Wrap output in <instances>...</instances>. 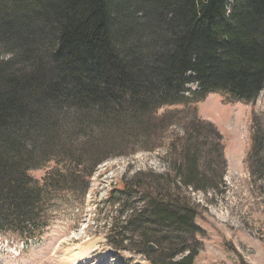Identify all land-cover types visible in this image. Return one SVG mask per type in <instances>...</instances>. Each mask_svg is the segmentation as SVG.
Wrapping results in <instances>:
<instances>
[{
  "label": "trees",
  "instance_id": "1",
  "mask_svg": "<svg viewBox=\"0 0 264 264\" xmlns=\"http://www.w3.org/2000/svg\"><path fill=\"white\" fill-rule=\"evenodd\" d=\"M263 91L264 0H0V233L35 224L46 182L32 171L51 163L61 178V162L83 165L72 153L56 160L74 142L91 150L83 169L98 157L82 172L88 188L107 150L128 138L132 153L152 151L157 123L162 132L182 124L166 173L114 190L119 217L107 239L152 264H194L203 231L191 194L219 193L227 164L223 136L196 106L213 93L254 104ZM257 150L264 129L253 116L250 160Z\"/></svg>",
  "mask_w": 264,
  "mask_h": 264
},
{
  "label": "rangeland",
  "instance_id": "2",
  "mask_svg": "<svg viewBox=\"0 0 264 264\" xmlns=\"http://www.w3.org/2000/svg\"><path fill=\"white\" fill-rule=\"evenodd\" d=\"M196 108L198 116L223 136L227 164L219 193L191 194L200 205L195 224L203 231L198 236L203 249L194 264H264V168L258 166L264 151L257 150L249 159L253 116L259 118V128L264 129V91L254 104L213 93ZM156 126V137L161 138L148 144L152 151L132 153L133 142L128 145L125 138L123 146L107 150L103 156L106 160L95 168L88 188L82 172H90L98 157L92 155L83 169L91 150L81 142H74V146L64 149L65 155L55 157L62 161L72 153L83 165L61 162L66 169L61 178L51 163L32 171L40 184L45 179V203L31 215L36 222L27 233H0V264H152L146 256L132 250L133 246H126L125 251L115 250L107 235L119 217V201L111 200L114 190L139 173H166V145L185 127L172 125L162 132V124ZM65 129L61 122L57 132ZM80 135L81 132H72L71 141L80 139ZM155 145L160 147L156 149ZM135 243L139 244L138 238ZM150 245L156 248L147 249L152 254L157 247ZM79 253L84 257L76 260Z\"/></svg>",
  "mask_w": 264,
  "mask_h": 264
},
{
  "label": "bare ground",
  "instance_id": "3",
  "mask_svg": "<svg viewBox=\"0 0 264 264\" xmlns=\"http://www.w3.org/2000/svg\"><path fill=\"white\" fill-rule=\"evenodd\" d=\"M91 248V247H90ZM90 254V253H89ZM78 257L76 258V260H79V259H81V258H83L84 257V255L81 253H79L78 255H77ZM73 264L75 263V261H73L72 262Z\"/></svg>",
  "mask_w": 264,
  "mask_h": 264
},
{
  "label": "water",
  "instance_id": "4",
  "mask_svg": "<svg viewBox=\"0 0 264 264\" xmlns=\"http://www.w3.org/2000/svg\"><path fill=\"white\" fill-rule=\"evenodd\" d=\"M148 249L151 250V251H154L156 248H155V246L150 245Z\"/></svg>",
  "mask_w": 264,
  "mask_h": 264
}]
</instances>
